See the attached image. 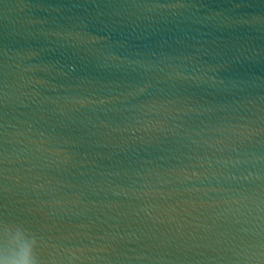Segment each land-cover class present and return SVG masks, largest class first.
<instances>
[{"label":"water","instance_id":"obj_1","mask_svg":"<svg viewBox=\"0 0 264 264\" xmlns=\"http://www.w3.org/2000/svg\"><path fill=\"white\" fill-rule=\"evenodd\" d=\"M38 264H264V0H0V246Z\"/></svg>","mask_w":264,"mask_h":264},{"label":"clouds","instance_id":"obj_2","mask_svg":"<svg viewBox=\"0 0 264 264\" xmlns=\"http://www.w3.org/2000/svg\"><path fill=\"white\" fill-rule=\"evenodd\" d=\"M35 237L20 226L5 225L3 243L0 246V264H38L34 254Z\"/></svg>","mask_w":264,"mask_h":264}]
</instances>
